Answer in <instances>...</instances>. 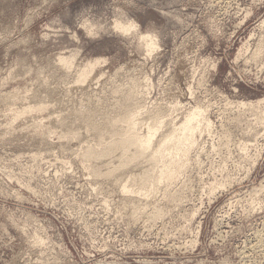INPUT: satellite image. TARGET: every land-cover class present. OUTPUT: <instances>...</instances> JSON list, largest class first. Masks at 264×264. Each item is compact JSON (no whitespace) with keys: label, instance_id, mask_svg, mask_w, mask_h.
I'll return each mask as SVG.
<instances>
[{"label":"rangeland","instance_id":"1","mask_svg":"<svg viewBox=\"0 0 264 264\" xmlns=\"http://www.w3.org/2000/svg\"><path fill=\"white\" fill-rule=\"evenodd\" d=\"M134 84L139 107L213 121L173 181L94 173L122 164L86 151ZM263 187L264 0H0V264H264Z\"/></svg>","mask_w":264,"mask_h":264},{"label":"bare ground","instance_id":"2","mask_svg":"<svg viewBox=\"0 0 264 264\" xmlns=\"http://www.w3.org/2000/svg\"><path fill=\"white\" fill-rule=\"evenodd\" d=\"M117 28L119 30H121V32L128 34V33H130L131 30L137 31L139 28V25H137L136 23L133 22L130 24L129 27H125L121 23V24H117ZM143 39L145 41L146 49H147L149 55H151V53L158 50L157 49L158 48L157 40L155 37L148 36V38L143 37ZM258 51H260V50H258ZM257 54H259V53H256L253 56L255 57V56H257ZM74 56L73 57L70 56V58H66V57L62 56L61 58H59L58 63H60V66L62 65L65 69L68 68L70 70L73 68L72 65L75 61ZM92 64L88 63L87 66H85V69L82 70L81 72H79L80 73L79 74V81H81L83 83L87 82L89 74L92 72V70L95 69L96 65H98V64L100 65L101 63L99 61H97V62H95V65H92ZM65 69H64V71H65ZM81 69H82V67H81ZM137 87H138L137 84H134L132 86V88L128 89V91L125 92V94L123 92L124 97L122 96L123 99H122L121 103H119V105L116 104L117 105V113H119L122 116L119 115L118 118L113 119L112 121H108L110 127L112 128V130H111L112 133L109 132V135L111 136V138H114L115 140L112 142V139H111L112 143L108 144L107 145L108 147L103 149L102 152H97L98 151L97 149H96L97 151L92 150V149L91 150L89 149L90 151H86L88 153L89 158L95 159V161H96V159H103V158L105 159L106 157L108 159H110V158L115 159V157L117 155L118 160L121 159L122 164L120 165V167H116V168H120V169H116L115 166H113L111 164L110 166H112V167L109 168V171L107 173L105 172L106 174L103 173L102 171H100L99 167L96 170H94L95 171L94 173H95V175H97L99 177L105 176V175L106 176L110 175V173H111V175H113V174H115V172L117 173L120 170L124 169L123 167H125V166L128 167V166H131L134 164L135 165L136 164H139V165L145 164L148 166V167H145V169L148 168V169H146L147 171L146 170L143 171L144 174L142 173L143 175L140 174V176H136V178L137 177L138 178H137V180L135 179V181L139 182L140 186L144 185L151 178L155 179V180L157 179L158 181L160 180L161 182L164 180L165 181L166 180L167 181H173V180H175V177L181 171H183L182 169L187 167L186 165L188 164L187 162H188L189 154L191 152V149L198 143V136H202L203 132H207V133L211 132L212 127H213V121L210 120V118L208 117V109L205 107H202L200 105L199 106L195 105L194 107H192L190 109V111L186 112L185 114L183 113V117L179 121H176L175 119H172V118L168 119V117L170 115L164 113L165 112L164 108H157V109L155 108L152 110L148 107L146 108V106L139 107V106H137V104L140 103V99L138 98V96H139L138 91L139 90ZM146 87H147V85H146ZM115 89H117V88H115ZM116 95H118V94H116ZM119 99H121V98H119ZM180 103H177V104L179 105ZM180 105H182V104H180ZM245 105H247L248 107L250 106L248 104H244L245 108L247 107ZM254 105H253V108H254ZM173 107H174L173 111L176 112L180 106L178 107L177 105H175ZM45 108H46V106H44V105H42V106L38 105L37 107H34V106L30 107L28 110H30V112L31 111L32 112H35V111L36 112H38V111L42 112ZM47 108H48V106H47ZM256 108H258V107H256ZM26 109L24 110L25 112H26ZM162 109H164V111ZM22 110H23V108H22ZM23 112L21 111L22 114H20V115H24L25 112L24 113ZM17 114L19 116V113H17ZM145 116H147L148 118L147 119L145 118L146 121H145V119L143 121L142 118H144ZM139 120L140 121L142 120V121L139 122ZM147 120H151V122L148 123ZM142 122H147V123L141 124ZM36 125H38V124H36ZM142 125L144 126L145 130H142L143 129ZM223 134H224V132H223ZM158 137H159L158 142H155V139ZM106 143H105V145H106ZM71 151H72V149H71ZM87 153L85 154L86 156H87ZM86 156H84V157H86ZM157 165L162 168V169L160 168L161 170L158 168L159 172L157 170H155ZM105 169H106V167H105ZM152 171H157V172L156 173L153 172L154 173L153 174V173H151ZM132 179H133V177H132ZM135 181H133V182H135ZM220 186H223V185H220ZM129 188H130V186L128 184H124L122 186V189H121L122 192L121 193L123 195H128L130 193H133V191H131Z\"/></svg>","mask_w":264,"mask_h":264}]
</instances>
